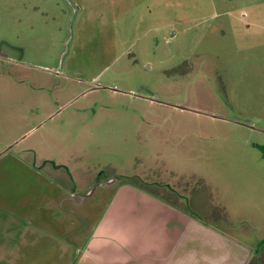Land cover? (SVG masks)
Returning a JSON list of instances; mask_svg holds the SVG:
<instances>
[{
    "label": "rangeland",
    "instance_id": "rangeland-1",
    "mask_svg": "<svg viewBox=\"0 0 264 264\" xmlns=\"http://www.w3.org/2000/svg\"><path fill=\"white\" fill-rule=\"evenodd\" d=\"M33 172L79 221L106 184L167 185L258 258L264 0H0V200Z\"/></svg>",
    "mask_w": 264,
    "mask_h": 264
},
{
    "label": "crops",
    "instance_id": "crops-1",
    "mask_svg": "<svg viewBox=\"0 0 264 264\" xmlns=\"http://www.w3.org/2000/svg\"><path fill=\"white\" fill-rule=\"evenodd\" d=\"M31 173L23 179L29 185L1 195L0 264L253 262L259 240L245 242L203 222L167 198L177 194L167 185L157 193L130 183L106 184L98 194L106 197L104 203L96 199L92 211L84 206L86 197L74 203L84 219L79 221L69 209V195L60 193L55 201L54 190H40L38 173Z\"/></svg>",
    "mask_w": 264,
    "mask_h": 264
},
{
    "label": "water",
    "instance_id": "water-1",
    "mask_svg": "<svg viewBox=\"0 0 264 264\" xmlns=\"http://www.w3.org/2000/svg\"><path fill=\"white\" fill-rule=\"evenodd\" d=\"M174 107L179 108V109H185L180 106H174ZM258 258H259V264H264V245L260 248Z\"/></svg>",
    "mask_w": 264,
    "mask_h": 264
},
{
    "label": "trees",
    "instance_id": "trees-1",
    "mask_svg": "<svg viewBox=\"0 0 264 264\" xmlns=\"http://www.w3.org/2000/svg\"><path fill=\"white\" fill-rule=\"evenodd\" d=\"M262 149V148H261ZM127 183V182H126ZM264 245V240L258 245L257 254H259L260 248ZM251 264H259V258H255Z\"/></svg>",
    "mask_w": 264,
    "mask_h": 264
}]
</instances>
